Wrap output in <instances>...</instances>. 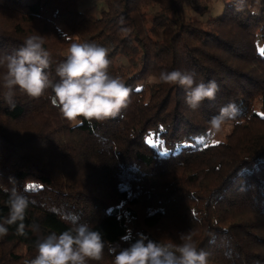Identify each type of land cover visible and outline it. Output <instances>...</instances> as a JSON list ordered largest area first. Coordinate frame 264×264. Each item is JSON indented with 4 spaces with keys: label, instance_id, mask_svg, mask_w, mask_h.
Segmentation results:
<instances>
[{
    "label": "trees",
    "instance_id": "16d2710c",
    "mask_svg": "<svg viewBox=\"0 0 264 264\" xmlns=\"http://www.w3.org/2000/svg\"><path fill=\"white\" fill-rule=\"evenodd\" d=\"M80 1L0 0V55L41 35L57 81L72 43L98 44L130 103L116 118L74 126L51 90L38 99L17 91L10 110L0 87V220L8 215L9 177L26 186L30 201L27 235L8 226L0 264L35 258L37 238L67 230L74 217L113 246L127 247L139 234L178 244L190 231L209 264H264V0H247L242 11L230 0H100L95 15ZM215 3L221 14L208 16ZM175 69L215 80V99L191 109L186 89L158 80ZM229 103L239 115L217 141L209 121ZM89 264L113 257L106 247L104 259Z\"/></svg>",
    "mask_w": 264,
    "mask_h": 264
},
{
    "label": "clouds",
    "instance_id": "9594fccd",
    "mask_svg": "<svg viewBox=\"0 0 264 264\" xmlns=\"http://www.w3.org/2000/svg\"><path fill=\"white\" fill-rule=\"evenodd\" d=\"M237 11H242L247 0H230ZM256 15V12L252 13ZM52 64L51 53L44 47L41 35L27 37L23 45L13 53L0 55V87L10 110L16 107L19 91L29 99H38L51 90L53 100L64 119L79 126L89 122L113 119L121 115L130 103V89L118 77L109 73L111 61L108 49L95 43H72L66 58L57 64V81L47 71ZM158 80L162 84L179 85L186 89L185 102L199 109L205 100H214L219 91L215 80L197 82L194 72L178 69L162 71ZM239 109L234 103L220 108L209 121L210 137L219 134L228 121H235ZM83 118V119H81ZM11 188L7 193L8 215L0 220V238L8 235L9 227L16 226V234L26 236L24 223L29 199L18 188L16 180L9 177ZM70 227L57 234L51 232L39 236L35 242L36 256L25 264H89L104 259L105 249L113 257V264H209L208 253L198 249L194 234H179L181 243H159L139 234L127 247L106 244L103 234L78 217L69 221ZM34 233L40 232L37 224L30 226Z\"/></svg>",
    "mask_w": 264,
    "mask_h": 264
},
{
    "label": "rangeland",
    "instance_id": "374dc122",
    "mask_svg": "<svg viewBox=\"0 0 264 264\" xmlns=\"http://www.w3.org/2000/svg\"><path fill=\"white\" fill-rule=\"evenodd\" d=\"M103 7V3L100 0H81L79 2V9L80 10H88L90 13H92L93 15L98 14L100 9ZM222 4L221 3H215L212 6V9L210 10V13H208V16L213 15H220L222 12ZM186 14L188 17H190L191 15H193V12L191 11V9L189 8V5H186ZM202 20H206L207 16H203L201 18ZM155 81L154 78H149L145 84H151ZM232 125L230 123L225 124L223 126L222 131L217 134L215 136V139L218 140H223L226 135L231 131Z\"/></svg>",
    "mask_w": 264,
    "mask_h": 264
},
{
    "label": "snow or ice",
    "instance_id": "6c2138e0",
    "mask_svg": "<svg viewBox=\"0 0 264 264\" xmlns=\"http://www.w3.org/2000/svg\"><path fill=\"white\" fill-rule=\"evenodd\" d=\"M260 53L261 55H264V49H260ZM150 144L152 143L151 140L148 141ZM215 143H218V142H215ZM29 187H34L33 185H29Z\"/></svg>",
    "mask_w": 264,
    "mask_h": 264
}]
</instances>
